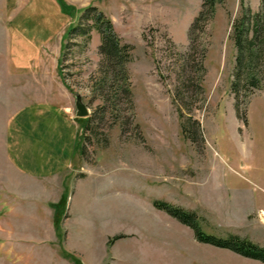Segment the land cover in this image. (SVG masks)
<instances>
[{
  "label": "rangeland",
  "instance_id": "rangeland-1",
  "mask_svg": "<svg viewBox=\"0 0 264 264\" xmlns=\"http://www.w3.org/2000/svg\"><path fill=\"white\" fill-rule=\"evenodd\" d=\"M261 3L225 0L192 42L203 0H0V264H75L67 253L80 264H264L200 243L153 204L264 247V75L235 91L231 38ZM89 7L134 46L133 102L120 98L118 118L96 87Z\"/></svg>",
  "mask_w": 264,
  "mask_h": 264
},
{
  "label": "trees",
  "instance_id": "trees-1",
  "mask_svg": "<svg viewBox=\"0 0 264 264\" xmlns=\"http://www.w3.org/2000/svg\"><path fill=\"white\" fill-rule=\"evenodd\" d=\"M225 0H203L202 11L196 18L191 29V40L194 42V31L200 27L203 20L207 24L214 18L217 6ZM92 21L91 27L99 32L101 37L100 52L102 62L99 67L100 78L96 87L102 90L105 107L111 108L115 118L119 117V100L124 97L129 102H133L132 83L128 70V65L132 62L134 46L125 43L116 33L112 21L102 12L94 7L86 8L81 15ZM80 20L77 27H72L68 32V37L73 31L80 30ZM83 35H89V31L81 30ZM231 38L237 51L236 58V80L233 83L235 91L240 90L242 84L259 88L263 81L264 66V0H262L260 10L251 12L244 9L241 16L234 20L232 25ZM242 79L244 81L242 82ZM242 82V83H241ZM118 114V115H117ZM119 121V120H118ZM90 119L84 124L88 129ZM154 206L158 210L166 212L182 224L190 227L195 234V238L200 243L210 244L218 248L230 250L246 258L258 260L264 263V247L240 236L231 235L228 238H220L206 234L201 227L200 218L193 211H188L182 207L175 206L166 201H154ZM64 206V199L57 204L55 224L58 227ZM60 211V212H59ZM121 237H115L119 239ZM113 239V240H114ZM112 240V241H113ZM71 258L75 264H80L79 260L70 254H65Z\"/></svg>",
  "mask_w": 264,
  "mask_h": 264
},
{
  "label": "water",
  "instance_id": "water-1",
  "mask_svg": "<svg viewBox=\"0 0 264 264\" xmlns=\"http://www.w3.org/2000/svg\"><path fill=\"white\" fill-rule=\"evenodd\" d=\"M77 116L81 118L89 117V109L86 104L83 103L81 97H77L76 100Z\"/></svg>",
  "mask_w": 264,
  "mask_h": 264
}]
</instances>
